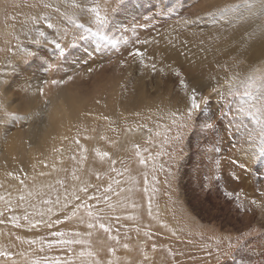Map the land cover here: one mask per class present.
<instances>
[{"label":"rangeland","instance_id":"obj_1","mask_svg":"<svg viewBox=\"0 0 264 264\" xmlns=\"http://www.w3.org/2000/svg\"><path fill=\"white\" fill-rule=\"evenodd\" d=\"M260 4L0 0V95L14 107L0 117V170L32 167L25 152L51 155L37 165L46 174L19 184L0 173V264H236L249 247L264 256V135L239 111H255L264 91V44L239 42L248 24L264 25ZM69 97L79 109L58 136L50 126ZM25 195L42 198L30 218Z\"/></svg>","mask_w":264,"mask_h":264},{"label":"bare ground","instance_id":"obj_2","mask_svg":"<svg viewBox=\"0 0 264 264\" xmlns=\"http://www.w3.org/2000/svg\"><path fill=\"white\" fill-rule=\"evenodd\" d=\"M87 2V1H86ZM110 17V16H109ZM123 18V17H122ZM127 18V17H126ZM109 20V19H108ZM115 21H114V24H116V25H119V23H120V21H121V17H116L115 19H114ZM126 20V19H125ZM127 20H128V18H127ZM108 22H110V21H108ZM113 22V21H112ZM255 24H257V23H255ZM254 23L253 24H248V26L247 27H245L244 25V27L245 28H243L240 32H242V34L244 33H246V32H248L249 30H251V33H247L246 34V36H244V37H239V38H241V39H239V42H242V40H243V38H245L244 39V41L247 39V38H249L250 39V44L252 45V51H253V49H257V51H258V48H259V46H257L256 45V43H263L264 44V25H255ZM113 25V24H112ZM115 25V26H116ZM15 26H16V24H14V25H12V28H14L15 29ZM114 26V27H115ZM242 26V27H243ZM109 27V26H108ZM236 29V28H235ZM40 30V29H39ZM15 31H16V29H15ZM41 31V30H40ZM235 31V30H234ZM236 33H235V35H236V37L237 36H239V34H237L238 33V31H237V29H236V31H235ZM239 32V33H240ZM243 34V35H244ZM237 40V39H236ZM235 40V41H236ZM46 42H47V40H46ZM246 42V41H245ZM251 45H249V46H251ZM264 47V46H263ZM16 48L18 49V46H16ZM254 51H256V50H254ZM17 53H19L17 50H16V53L15 54H13V56H15ZM13 56H9L10 58H12ZM254 56V55H253ZM230 62V61H229ZM6 63H10L11 64V66L13 65L12 64V61H9V60H7V62ZM16 64H19V61H16L15 62ZM203 66V65H202ZM11 69H12V67H11ZM200 70V69H199ZM207 70V69H206ZM204 72V70H201V72ZM116 76V75H115ZM5 78H1V80L3 81ZM0 84H1V82H0ZM4 89H6V86L5 87H3ZM8 91V90H7ZM5 93H7V92H4L2 95H0V117H2L6 112L5 111H7V109H13V108H11L12 106H10V104L7 102V98H6V96H5ZM88 95V94H87ZM79 96V95H78ZM71 97H69V98H67L66 100H65V102H64V104L65 105H67V106H64V109L65 110H67L66 112H64V113H62V114H58V116H57V119H56V123H53L51 126H50V128H54V129H56V134L59 136V135H61L62 134V130H66L67 128H68V126H69V123L72 121V118H74L75 116H76V111H78V109L79 108H77L76 106H73V109H71V104H70V102L68 101V99H70ZM130 98V97H129ZM15 99V98H14ZM135 100V99H134ZM13 101V100H12ZM76 101V100H75ZM107 102V101H106ZM134 102V101H133ZM26 104V103H25ZM108 104V103H107ZM134 104V103H133ZM81 105V104H80ZM79 105V106H80ZM88 107H90L89 106V104H88ZM107 107H109L108 105H107ZM31 108H32V106H31ZM105 109V108H104ZM17 110V109H16ZM23 110V109H22ZM68 110H69V112H68ZM105 111H107V108L105 109ZM80 112V111H79ZM108 112V111H107ZM6 116V115H5ZM75 121V120H74ZM73 123V122H72ZM49 128V127H48ZM47 128V129H48ZM50 131V130H49ZM21 132H19V133H17L18 135H16V137H19L18 139H20L22 142H24L25 140L26 141H30L31 143H35V137H36V135L35 134H32L31 136L32 137H28V136H26V135H24V134H20ZM28 134V133H27ZM45 135V134H44ZM43 135V136H44ZM1 137V136H0ZM48 136H45V138H47ZM44 138V137H43ZM52 138V137H51ZM18 139H16L17 141H18ZM40 139H42V138H40ZM1 140V139H0ZM8 140V139H7ZM41 141V140H40ZM7 142H9V141H7ZM13 142V141H12ZM45 142V141H44ZM49 142V141H48ZM51 142V141H50ZM43 143V142H42ZM25 144V143H24ZM27 144V143H26ZM44 144V143H43ZM50 144V143H49ZM54 144V143H53ZM7 145V144H6ZM56 145V144H55ZM6 147H8V146H6ZM30 147V146H29ZM35 147H36V149L38 148V145H35ZM55 147V146H54ZM56 148V147H55ZM20 149V148H19ZM50 149V148H49ZM41 150H42V147H41V149H38V151L39 152H41ZM45 150V149H44ZM9 151H10V154H14L15 153V156H17L16 155V153H17V151H16V148H15V146H14V144H13V146H11L10 147V149H9ZM16 151V152H15ZM28 151V150H27ZM31 151H35V148H32L31 149ZM48 151V150H47ZM51 151V150H50ZM21 154H23V153H21ZM20 155V154H19ZM18 155V156H19ZM34 156H37V159L36 160H31V162H30V165L32 166V167H14V168H12L11 169V167L9 168V163H4V168L3 169H1L0 170V173H2V172H6L7 173V170H9V173H11V175H14V176H16L17 177V180H16V182L19 184V182H20V180H29V178H31L32 176H33V172L34 173H39V174H41V175H43L44 173L46 174L47 172H48V168H45V169H43V168H41L40 166H37L41 161H43L44 159H47V158H49L51 155H45V153L44 154H41V153H27V152H25L24 153V156H21V157H24V158H27V159H31V157H34ZM9 157V156H8ZM6 162V161H5ZM9 162V161H8ZM51 167V166H50ZM8 180V179H7ZM4 181V180H3ZM29 182V181H28ZM26 183V182H25ZM23 186H20L21 188H20V190H23V191H30L31 190V187L29 186V188L25 185L24 186V184H22ZM17 190H19V189H17ZM13 194L14 193H12L11 194V196H13ZM38 197V198H37ZM37 198V201L38 200H42V198H41V196H36L34 199H31V200H27V198H26V195H25V201L23 202V206H20L19 208H20V213H23L26 217H28V218H30V217H32V216H34V215H36V212L35 211H39V209L37 208L38 207V204H37V202H34L35 201V199ZM44 200H46L45 198H44ZM25 203V204H24ZM17 204H19V202H17ZM48 206V205H47ZM25 208V209H24ZM22 209H24V211H22ZM23 215V216H24ZM22 216V215H21ZM21 216H19L18 218H21ZM25 216L23 217V218H25ZM246 217V216H245ZM258 246V245H257ZM258 247H260V246H258ZM245 248V247H244ZM261 248H263V247H261ZM248 249V252L246 251V252H244V253H241V254H243L244 255V257H242L240 254H239V256H238V258H237V263L236 264H248V261H250V260H248V259H252V263H253V259L254 258H256V259H259V260H261V258L263 257L264 258V256H262L261 257V254H260V252H259V250H257V247H256V249H253L254 251L252 252V247H249V248H247ZM261 251H263L262 249H261ZM259 252V253H258ZM262 253V252H261ZM249 254H251V255H249ZM244 259H246V262H245V260ZM255 259V260H256ZM255 260H254V262H255ZM261 261H263V259L261 260ZM260 262V261H259ZM259 262H257V260H256V264L258 263V264H260ZM251 262L249 263V264H252ZM254 264V263H253ZM261 264H263V262H261Z\"/></svg>","mask_w":264,"mask_h":264},{"label":"snow or ice","instance_id":"obj_3","mask_svg":"<svg viewBox=\"0 0 264 264\" xmlns=\"http://www.w3.org/2000/svg\"><path fill=\"white\" fill-rule=\"evenodd\" d=\"M260 8L264 9V0H261V4L259 5ZM91 12L95 14V23H97L100 26H105L107 24V19L104 17H101L98 9L96 8H92ZM87 31H89L91 34L93 35H100L99 32H92L91 28H88ZM84 37L82 36L81 39H83ZM103 39H108L107 36H102ZM113 44H115V41H110ZM57 48H61V45L59 43H56L55 45ZM135 55H140L139 52L135 53ZM259 73V79H260V89H264V68H261L258 70ZM253 75H256V73H253ZM251 77H249V80L251 81ZM254 83V82H253ZM253 83H249L247 88L245 89L243 95L247 96L249 98H252L253 94L251 93V91H249L248 89H250L253 86ZM259 90V89H258ZM228 95H234V93H232L230 90L227 93ZM223 95V94H221ZM256 100H258V106L257 105H252L253 108H255V111H252L251 108L246 109L244 107H241L239 109L240 112H244L246 113L255 123L257 124H261L262 125V130H261V134L264 135V91H261V95L258 98H255ZM191 100V109L195 110L198 109L200 107V105L197 103V96H196V89H192V95L190 97ZM191 115V112L189 113V116ZM209 127H211V125H209ZM262 145H264V140L261 141ZM104 155L106 156L107 153H104ZM260 155L261 157H264V147H261L260 149ZM141 163H143V161H141ZM241 167H243V165H241ZM229 195H231V193H229ZM253 203H255V201H253ZM88 228H93L96 225L89 223ZM99 228L104 229L105 231H108L109 229L105 226L104 223H99ZM0 255H6L4 253H0Z\"/></svg>","mask_w":264,"mask_h":264}]
</instances>
